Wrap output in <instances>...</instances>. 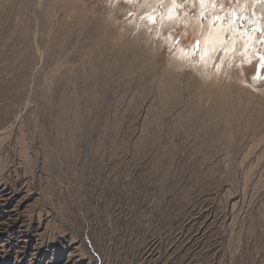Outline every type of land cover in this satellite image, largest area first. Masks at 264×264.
<instances>
[{"label": "rangeland", "instance_id": "374dc122", "mask_svg": "<svg viewBox=\"0 0 264 264\" xmlns=\"http://www.w3.org/2000/svg\"><path fill=\"white\" fill-rule=\"evenodd\" d=\"M154 4L0 0V264H264V0Z\"/></svg>", "mask_w": 264, "mask_h": 264}, {"label": "bare ground", "instance_id": "6f19581e", "mask_svg": "<svg viewBox=\"0 0 264 264\" xmlns=\"http://www.w3.org/2000/svg\"><path fill=\"white\" fill-rule=\"evenodd\" d=\"M157 1L158 0H153V4ZM154 5H156V4H154ZM147 6H148V4H147ZM149 8H150V6H149ZM176 14L177 13L175 11V7L171 3H169L165 9V16H164V23H163L165 28L169 29L170 27L174 26L175 23H177L178 20H177ZM149 18H150L149 20L152 22L154 20V15H153V17L151 16ZM200 31L202 34L201 39H202V47H203V50L201 53V57H202L203 61H202L201 67H200V77L203 79H207L208 68L211 67V64L214 61L215 57L217 56L218 52L221 49L225 48L224 44H225V38H226L225 35L227 32V29L222 28L221 25H219L218 27H215V26L213 27L212 24H208V25L204 26V28L202 30L199 29V32ZM231 43L232 44L230 46H228V47L226 46L227 47L226 50H227L228 54L235 47L234 41H232ZM180 57L183 59H182V61L180 60L181 62H178L177 58H180ZM250 58H251V56H249L248 53L244 52V59L243 60H245V62L250 61ZM172 61L176 67L182 68L183 63L186 60L184 59V56L182 57V56L177 55V56H173ZM172 82H174L173 79L171 80V83Z\"/></svg>", "mask_w": 264, "mask_h": 264}]
</instances>
